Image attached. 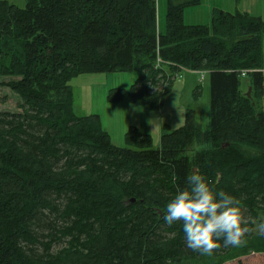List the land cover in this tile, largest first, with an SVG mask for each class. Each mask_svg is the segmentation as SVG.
Returning <instances> with one entry per match:
<instances>
[{
    "label": "trees",
    "instance_id": "16d2710c",
    "mask_svg": "<svg viewBox=\"0 0 264 264\" xmlns=\"http://www.w3.org/2000/svg\"><path fill=\"white\" fill-rule=\"evenodd\" d=\"M199 4L168 0L158 32L155 0L0 1V75L14 78L4 86L22 100L20 113L0 112V264L200 259L181 223L162 219L194 172L238 201L241 220H250L243 241L251 236L264 216V112L255 102L264 92V23L214 9L209 26L186 25L185 9ZM184 70L209 78L210 123L203 129L188 111L181 128L165 127L157 148L136 128L118 148L98 115L75 112L70 82L82 74L136 71L130 98L158 110ZM126 95L114 89L108 100ZM59 242L66 245L53 252ZM234 248L220 242L207 256ZM258 256L251 260L264 264Z\"/></svg>",
    "mask_w": 264,
    "mask_h": 264
},
{
    "label": "rangeland",
    "instance_id": "374dc122",
    "mask_svg": "<svg viewBox=\"0 0 264 264\" xmlns=\"http://www.w3.org/2000/svg\"><path fill=\"white\" fill-rule=\"evenodd\" d=\"M2 1V0H0ZM157 10L158 26L164 29L166 26V14L168 11V0H155ZM20 8L26 6L16 4ZM219 9L229 13H245L251 17L260 18L264 23V0H236L212 4ZM210 5L208 3L187 7L185 24L190 26L207 25L211 23ZM163 31V30H162ZM263 45V73H264V34L262 35ZM244 72H242L243 74ZM243 76V75H242ZM138 73H97L82 74L70 82L74 93V108L79 117L98 115L100 117L102 128L110 135L111 142L118 148H125L126 135L132 129L136 128L140 132L152 136L154 147L160 145V139L169 126L170 130L181 128L186 119L188 111H194L196 122L206 129L210 123V82L207 74L204 73L202 80L201 73H191L182 71L177 76L171 86V89L164 99L163 105L158 110H148L134 103L129 96L131 87L136 83ZM14 80V78L0 75V112L20 113V97L13 93L4 84ZM242 90L247 96L249 92V78L241 79ZM123 89L127 95L120 102H111L108 95L111 90ZM253 95V89L251 90ZM256 104L264 112V92L263 98L256 99ZM244 224H247L249 216L243 214ZM52 219H55L53 216ZM264 216L258 220L252 221L251 236L243 242V246L235 247L227 254L218 257L202 256L200 259H191L183 261V264H258L251 260V256L259 254L260 259L264 260ZM39 232L44 234L41 241L47 242V235L50 233L48 227L43 226ZM66 245L65 242L55 243L53 252H57ZM39 247V252H42Z\"/></svg>",
    "mask_w": 264,
    "mask_h": 264
},
{
    "label": "clouds",
    "instance_id": "9594fccd",
    "mask_svg": "<svg viewBox=\"0 0 264 264\" xmlns=\"http://www.w3.org/2000/svg\"><path fill=\"white\" fill-rule=\"evenodd\" d=\"M186 184V188L176 190L162 214L169 225L181 223L186 247L211 255L220 242L224 247L243 246L249 228L242 223L238 201L216 190L198 172L188 176Z\"/></svg>",
    "mask_w": 264,
    "mask_h": 264
},
{
    "label": "crops",
    "instance_id": "0c3cea01",
    "mask_svg": "<svg viewBox=\"0 0 264 264\" xmlns=\"http://www.w3.org/2000/svg\"><path fill=\"white\" fill-rule=\"evenodd\" d=\"M2 1H8L10 3H13V4H23L25 2H27V0H2ZM229 1H233V0H200V4H203V3H208L210 5V10H209V13H210V18H211V14H212V11L214 9H219L218 7H215L214 5L212 4H217V3H225V2H229ZM237 2L239 1H242V0H236ZM221 10V9H220ZM222 11H225L222 9ZM225 12H228V11H225ZM229 13V12H228ZM242 14H245V13H242ZM167 15V14H166ZM184 18L186 19V10L184 12ZM190 26V25H189ZM157 27H158V32H163L164 29H161L160 28V25L158 26L157 24ZM163 30V31H162ZM250 89V88H249Z\"/></svg>",
    "mask_w": 264,
    "mask_h": 264
},
{
    "label": "water",
    "instance_id": "95a60500",
    "mask_svg": "<svg viewBox=\"0 0 264 264\" xmlns=\"http://www.w3.org/2000/svg\"><path fill=\"white\" fill-rule=\"evenodd\" d=\"M251 90H252V89L250 88V89H249V92H248V94H247V97H248V98H251V94H250V93H251Z\"/></svg>",
    "mask_w": 264,
    "mask_h": 264
},
{
    "label": "built area",
    "instance_id": "2783aa9c",
    "mask_svg": "<svg viewBox=\"0 0 264 264\" xmlns=\"http://www.w3.org/2000/svg\"><path fill=\"white\" fill-rule=\"evenodd\" d=\"M159 64H160V61H159ZM243 77L246 75V71L242 74ZM204 79V74H202V80Z\"/></svg>",
    "mask_w": 264,
    "mask_h": 264
}]
</instances>
